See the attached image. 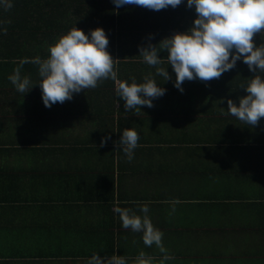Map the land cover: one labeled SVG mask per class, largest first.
Here are the masks:
<instances>
[{
	"label": "crops",
	"instance_id": "obj_1",
	"mask_svg": "<svg viewBox=\"0 0 264 264\" xmlns=\"http://www.w3.org/2000/svg\"><path fill=\"white\" fill-rule=\"evenodd\" d=\"M33 94L0 100V264H87L92 252L135 264L141 251L161 264L164 254L114 212L143 216L134 202L148 204L163 232L164 264H264V148L253 157L239 149L264 147L252 140L264 138V118L249 130L227 114L229 99L210 96L158 97L136 113L118 96L89 109L70 101L48 108L42 90ZM126 128L140 137L131 161L119 145ZM37 144L48 146L44 161L3 156ZM217 144L232 148L224 163L222 155L200 161L195 147ZM191 156L198 169L221 170L190 178Z\"/></svg>",
	"mask_w": 264,
	"mask_h": 264
},
{
	"label": "clouds",
	"instance_id": "obj_2",
	"mask_svg": "<svg viewBox=\"0 0 264 264\" xmlns=\"http://www.w3.org/2000/svg\"><path fill=\"white\" fill-rule=\"evenodd\" d=\"M183 0H113L117 8L124 5H136L149 10L160 11L171 6H180ZM189 9L193 8L196 18L192 26L185 32L175 33L165 38L158 45L148 44L140 48L143 62L155 69V74L144 77L143 83L118 80L117 60L107 51L109 40L102 28H96L89 35L79 28H72L60 36L48 48L49 55L45 59L39 56L31 60H22L8 77L16 90L27 93L33 87L27 76H21V68L25 63L38 66L41 77L39 86L45 107L56 103L63 104L73 98V94L95 89L99 83L111 79L116 82V95L124 101V108L140 110L141 106L153 107L152 101L165 94L155 76L164 81L172 79L165 63L171 65L175 73L174 87L183 92L182 84L199 79L208 82L219 79L223 73L233 69L237 61L243 60L253 78L246 85H240L247 95L239 98L237 106L231 99L227 101V114L237 118L247 126H256L264 118V42L259 46L255 37L264 35V0H187ZM13 7L11 0H0V8L8 11ZM3 31L6 33L7 29ZM159 46V47H157ZM167 56L161 58L160 52ZM104 138L101 145L106 142ZM138 133L126 128L119 140L127 159L134 158V150L139 146ZM137 215L130 208L115 207L122 227L143 234V243L147 247L155 245L163 253L164 261L171 257L163 245V232L157 229L147 215V203H140ZM174 210V209H173ZM87 264H128L124 256L112 255L101 257L93 253ZM135 264H153V258L143 251L136 257Z\"/></svg>",
	"mask_w": 264,
	"mask_h": 264
},
{
	"label": "trees",
	"instance_id": "obj_3",
	"mask_svg": "<svg viewBox=\"0 0 264 264\" xmlns=\"http://www.w3.org/2000/svg\"><path fill=\"white\" fill-rule=\"evenodd\" d=\"M11 2L13 7L10 10L4 11L0 8V100L10 103L18 102V99L27 94L18 92L8 79L14 69L20 66L22 60H31L37 56L41 59L47 58L49 46L74 27L83 30L85 34L89 35V38L91 31L98 27L105 31L109 40L107 51L114 60H117L118 79L130 84L132 77H135L137 83H143L146 75L155 74V69L143 62L140 48L147 47L149 43L158 45L160 41L175 33L187 31L196 18L194 7L189 9L186 6L187 0H183L181 5L174 9L169 6L160 11L136 5H124L117 8L113 0H11ZM4 28L7 29L6 33L3 31ZM254 39L256 45L259 46L264 42V35L260 37L258 34ZM159 55L166 59L167 53L162 51ZM162 66L167 68L172 79L164 81L162 77L155 76L156 83L166 90L161 97L210 96L223 102L228 99L234 100L238 106L239 98L247 95L240 85H246L253 78V73L241 59L237 61L233 69L223 73L219 79L208 82H202L199 79L186 80L182 84L183 92H181L174 87L175 73L171 65L165 63ZM261 75L264 76V74ZM21 76H27L30 79L33 86L30 91H33V95L40 96L41 77L38 75V66L32 63L23 64ZM115 87L116 82L111 79L105 80L99 83L95 89H86L84 92L73 94L70 104L75 107L85 104L89 109L101 107L103 99L117 96ZM179 98H177L178 101ZM138 111L140 110L134 112L139 113ZM13 124L16 126L15 122ZM254 127L248 126L249 130ZM204 139L207 141V138ZM253 139L257 142L260 140L259 145L264 141V138L255 134L252 136ZM11 141L12 143L17 142L16 134L11 137ZM45 146L27 145L23 150L13 147L12 149L4 148L5 150L2 151H4L3 156L8 155L10 161L23 159L44 161L49 150L48 146ZM227 148L232 150L225 144L201 145L198 148L195 147V153L200 151L199 154L206 157L201 158L200 161L207 160L211 155L213 158H209L208 161L213 162L212 160H214L218 163L217 157L222 155L224 159H220V163H224L222 160H226V155L230 153L226 151ZM263 148V145L262 147L250 145L239 149L251 156ZM251 157L248 159L253 160ZM190 160L191 163H186L183 169L190 178L194 171L199 172L201 176L203 174L206 176L217 174L221 170L219 166H215L216 168L202 166L198 169L193 165L192 156ZM167 167L158 166L157 168L156 166L160 171H164L162 168ZM57 170L59 172L62 169ZM87 255L92 256V254Z\"/></svg>",
	"mask_w": 264,
	"mask_h": 264
}]
</instances>
